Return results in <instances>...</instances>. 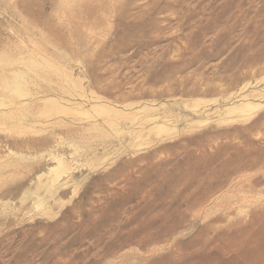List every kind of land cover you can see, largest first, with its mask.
Here are the masks:
<instances>
[{"label":"rangeland","instance_id":"rangeland-1","mask_svg":"<svg viewBox=\"0 0 264 264\" xmlns=\"http://www.w3.org/2000/svg\"><path fill=\"white\" fill-rule=\"evenodd\" d=\"M0 264H264V0H0Z\"/></svg>","mask_w":264,"mask_h":264}]
</instances>
